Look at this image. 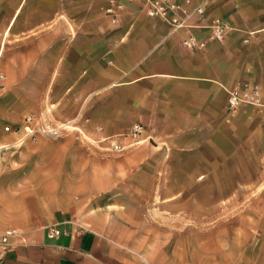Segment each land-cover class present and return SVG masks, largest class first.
<instances>
[{
  "label": "crops",
  "instance_id": "1",
  "mask_svg": "<svg viewBox=\"0 0 264 264\" xmlns=\"http://www.w3.org/2000/svg\"><path fill=\"white\" fill-rule=\"evenodd\" d=\"M109 1L0 0V235L20 233L0 264H205L203 235L220 252L226 239L222 217L206 228L190 213L201 209L196 193L210 174L245 176L231 198L247 192L251 210L260 191L264 208V107H227L228 89L241 82L264 93V0H194L203 2L202 23L232 25L223 41H209L195 17L194 27L173 30L129 0H115L124 9L113 23ZM190 32L207 46L185 47ZM65 120L74 131H62ZM136 122L145 127L140 142L120 152L87 141ZM135 176L153 182L126 183ZM229 219L228 262L264 264V211ZM51 225L62 234L50 238Z\"/></svg>",
  "mask_w": 264,
  "mask_h": 264
},
{
  "label": "built area",
  "instance_id": "2",
  "mask_svg": "<svg viewBox=\"0 0 264 264\" xmlns=\"http://www.w3.org/2000/svg\"><path fill=\"white\" fill-rule=\"evenodd\" d=\"M134 3H139L144 6L145 12L151 17H157L166 21L173 30H178L187 27H194L190 23V19L195 17L197 22L195 27H205L208 29L209 41H223L228 31L232 29V25L221 17L212 19L209 23L205 21V9L203 2L194 3V0H129ZM124 5L121 2L110 0L105 12L110 16L111 21L116 23L119 19ZM253 32H250L251 35ZM207 41L199 39L194 33L190 32L183 39V45L188 49H204L207 46ZM249 42V37L244 39ZM243 104L252 105L255 107H264V93L258 84L247 81L241 82L232 89H228L227 107L231 112H235ZM27 122H33L35 117L29 115L26 118ZM9 129V126L6 127ZM25 130H31L29 124L25 126ZM40 131L48 135H58L59 131L48 126L40 127ZM145 127L142 123H134L128 131L116 135L103 137L99 142H106L104 148L120 152L127 145H135L140 142L141 135L144 133ZM126 139H130L129 144L124 143ZM20 234L15 230H8L3 235H0V250L7 251L8 240L12 235ZM62 234L61 229L57 225L49 226L48 236L50 238L58 237Z\"/></svg>",
  "mask_w": 264,
  "mask_h": 264
},
{
  "label": "rangeland",
  "instance_id": "3",
  "mask_svg": "<svg viewBox=\"0 0 264 264\" xmlns=\"http://www.w3.org/2000/svg\"><path fill=\"white\" fill-rule=\"evenodd\" d=\"M3 83V77L0 73V86H2ZM53 120V118L51 117ZM65 125L62 128V131L69 132L74 131V122L70 120H65ZM77 131V130H76ZM128 131V130H127ZM83 135L81 131L77 133V135ZM122 134V133H121ZM120 135V134H119ZM84 136V135H83ZM87 141L98 151L106 152V153H117V151L109 150L107 148H104L103 145H106V142H99L96 139H87ZM223 171V170H222ZM246 177L245 176H234L230 177L228 175H206L201 176V191L199 193H196L198 196V199L201 200V209H190L191 215L197 214L201 217L207 219L205 221H208L205 224H201L203 227H214L215 225L210 223L211 219L214 217H222V222L217 224V226H220L223 229V232H225L226 239L222 240V251L220 252L219 248L214 244V241L209 239L212 234H204L203 236L207 237V240L205 242V245L201 247V253L203 259L206 258L205 264H230L228 262L229 260V252L231 250L230 248V240L229 237L232 233L231 227H235L234 223H231V220L229 217H235V216H245V215H261L264 211V208L262 206V192H257L254 194V203L253 208L250 210L248 209L246 205V194L245 191H240L237 193H234L233 197L231 198V193L229 191L231 184L235 182H245ZM137 182L141 183L143 187H147L150 183L153 182V180L150 177H129L126 180V183H132ZM147 194L149 196H146V199H154L150 194ZM160 214L161 212L158 211ZM165 214V213H164ZM233 221V220H232ZM158 226H153L152 230H154L158 235L160 232H163V229L161 227V224H157ZM204 233H209V230H206ZM160 250L161 248H166L167 244H165L164 240L161 239H155L153 241ZM254 247H261L262 246V239L261 237H256L254 239ZM145 244V243H143ZM246 243V239H239L238 240V247L244 248ZM168 247L169 244H168ZM174 247L176 249H181L178 244H175ZM226 253V256H224V253ZM239 253V251H238ZM247 257L238 258L237 262H234L235 264H246L247 263ZM211 260V261H210Z\"/></svg>",
  "mask_w": 264,
  "mask_h": 264
}]
</instances>
